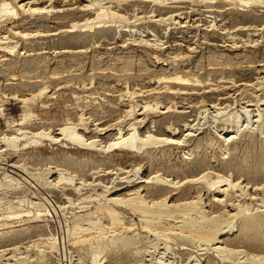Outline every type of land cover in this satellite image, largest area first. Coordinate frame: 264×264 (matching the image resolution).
Wrapping results in <instances>:
<instances>
[{"label": "rangeland", "instance_id": "374dc122", "mask_svg": "<svg viewBox=\"0 0 264 264\" xmlns=\"http://www.w3.org/2000/svg\"><path fill=\"white\" fill-rule=\"evenodd\" d=\"M0 8V264H264V0Z\"/></svg>", "mask_w": 264, "mask_h": 264}, {"label": "bare ground", "instance_id": "6f19581e", "mask_svg": "<svg viewBox=\"0 0 264 264\" xmlns=\"http://www.w3.org/2000/svg\"><path fill=\"white\" fill-rule=\"evenodd\" d=\"M155 1H157V0H155ZM254 1V0H253ZM255 1H257V0H255ZM154 2V1H153ZM250 2V1H249ZM23 4V3H22ZM247 4H249V3H247ZM8 5V4H7ZM4 6H6V5H4ZM3 5H2V7H4ZM22 6V5H21ZM26 6H27V4H26ZM5 8H7V6L5 7ZM1 9V8H0ZM38 9V8H37ZM2 10V9H1ZM5 10V9H4ZM7 10H8V8H7ZM43 10V9H42ZM10 11V10H9ZM24 11H25V9H24ZM36 11V10H35ZM101 11V10H100ZM108 11V10H107ZM5 12V11H4ZM14 12V11H13ZM103 12V11H102ZM0 13H2V14H5V13H3V12H0ZM10 13V12H9ZM105 13V12H104ZM103 13V14H104ZM108 13V12H107ZM106 13V14H107ZM6 14H7V12H6ZM100 14V13H99ZM103 14H101V15H103ZM13 15V14H12ZM97 15V14H96ZM112 15V14H111ZM99 16V15H98ZM103 16H105V15H103ZM106 17V16H105ZM98 18H100V17H98ZM98 20V19H97ZM96 20V21H97ZM100 21V20H99ZM166 79V78H165ZM187 79H189V78H187ZM167 80H170V79H167ZM171 82H173V84L175 83V84H178V85H189V84H187V83H189V81L187 82V80L186 79H184V77L182 78V77H176L175 76V78L173 77L172 78V80H170ZM167 82H169V81H167ZM196 82V81H195ZM171 85V84H170ZM173 87H174V85H173ZM247 113V112H246ZM249 115V114H248ZM23 117V116H22ZM24 117H25V115H24ZM27 118V117H26ZM25 118V119H26ZM25 119H23V121L25 120ZM72 129H74V128H72ZM72 129L69 127V128H61L60 129V132H59V135H61V136H64L65 138H67L69 141H72V142H76V143H80V142H83L82 141V139H81V137H80V135H78L76 132H75V130L74 131H72ZM131 129V128H130ZM132 130V129H131ZM120 132V131H119ZM122 133V132H121ZM121 135V134H120ZM120 137V136H119ZM12 139V138H11ZM147 139V140H146ZM144 141L143 140H141V139H138V137H137V135H136V133H135V131H133V133L132 134H129L128 136H127V138H125V139H122V140H117L115 143H114V147L115 146H119V147H130V148H132V149H137V150H141L143 147H145L146 145H149V144H157V142H155V140L153 141H151L150 139L151 138H149V137H147ZM10 140V139H9ZM85 140V139H84ZM141 140V141H140ZM164 140H165V138H164ZM163 140V141H164ZM183 140V139H182ZM7 141V140H6ZM162 140H160V142H161ZM166 141V140H165ZM164 141V142H165ZM168 141V140H167ZM7 142H9V141H7ZM97 142V141H96ZM160 142H158V143H160ZM170 142H172V141H170ZM9 144V143H8ZM12 144V143H11ZM83 144V143H82ZM85 144V143H84ZM97 144V143H96ZM94 145H95V143H94ZM112 145V144H111ZM6 146H8V145H6ZM14 146V145H13ZM93 146V145H92ZM95 147H96V145H95ZM113 147V146H112ZM98 149H100L99 147H98ZM147 154V153H146ZM34 178V177H33ZM219 180V179H218ZM217 180V181H218ZM166 181V180H165ZM164 182V181H163ZM220 182V181H219ZM223 182V181H222ZM231 183H232V181H231ZM231 185V184H230ZM228 186V185H227ZM232 186V185H231ZM238 186H240V185H238ZM221 187V186H220ZM225 187V186H224ZM223 187V188H224ZM233 187V186H232ZM222 188V189H223ZM226 188V187H225ZM225 188H224V191H226L225 190ZM228 188V187H227ZM226 188V189H227ZM240 188V187H239ZM238 188V189H239ZM229 189V188H228ZM219 190H221L220 188H219ZM223 191V190H222ZM221 191V192H222ZM228 191V190H227ZM236 191V190H235ZM244 192V191H243ZM223 193V192H222ZM225 193V192H224ZM236 193V192H235ZM239 193V192H238ZM226 194V193H225ZM241 195H242V192H241ZM225 197V196H224ZM220 199V198H219ZM111 200V199H110ZM120 200V199H119ZM115 201V200H114ZM119 202V201H118ZM138 204V203H137ZM140 204V203H139ZM141 205H145V204H142L141 203ZM141 207V206H140ZM139 209V208H138ZM106 210V209H105ZM133 210H134V207H133ZM146 210V209H145ZM148 210V209H147ZM113 211V210H112ZM139 211V210H138ZM143 211V210H142ZM152 211V210H151ZM108 212V211H107ZM115 212V211H114ZM147 212V211H146ZM150 212V211H149ZM144 213V212H143ZM160 213V212H159ZM109 214V213H108ZM110 214H112V213H110ZM114 214V213H113ZM119 214V213H118ZM146 214V213H145ZM163 214V213H162ZM166 214V213H165ZM114 215H116V214H114ZM147 215H149V214H147ZM152 215H153V213H152ZM155 215V214H154ZM200 215V214H199ZM146 216V215H145ZM156 216V215H155ZM157 216H159V215H157ZM160 216H161V213H160ZM118 217H119V215H118ZM169 217V216H168ZM199 217V216H198ZM116 218V217H115ZM154 218V217H153ZM157 218V217H156ZM203 218V217H202ZM1 220V219H0ZM142 220H144V219H142ZM147 220V219H146ZM153 220V219H152ZM198 220V219H197ZM246 220V219H245ZM248 220H250V219H248ZM247 220V223L245 224H243L245 227H243L244 229H252V228H256V223L257 222H255V221H253L252 220V218H251V220L252 221H248ZM258 220V219H257ZM261 218H260V222H261ZM118 221V220H117ZM150 221V220H149ZM193 222H194V220H193ZM0 223H1V221H0ZM150 223V222H149ZM155 223V222H154ZM195 223V222H194ZM197 223V222H196ZM262 223H263V220H262ZM143 224V223H142ZM152 224H153V221H152ZM151 224V225H152ZM188 224V223H187ZM190 224V223H189ZM258 224H261V223H258ZM264 224V223H263ZM4 225V224H3ZM146 225V224H145ZM186 226V225H185ZM189 226V225H188ZM197 226V225H196ZM258 226V225H257ZM260 226V225H259ZM5 227H6V224H5ZM192 227H193V225H192ZM261 227H262V225H261ZM2 228H4V226H2L1 224H0V230H2ZM152 228V227H151ZM209 228V227H208ZM260 228V227H259ZM263 228H264V225H263ZM149 229V228H148ZM187 229V228H186ZM195 229H197V228H195ZM243 229V230H244ZM113 230V229H112ZM184 230V229H183ZM189 230V229H188ZM190 230H191V228H190ZM202 230V229H201ZM254 230H256V229H254ZM263 230V229H262ZM207 231V230H206ZM155 232V231H154ZM208 232V231H207ZM210 232V231H209ZM247 232V231H246ZM212 233V232H211ZM199 234H201L200 232H199ZM205 234V233H204ZM210 234V233H209ZM196 236V235H195ZM198 236V235H197ZM209 236V235H208ZM199 237H200V235H199ZM205 237V236H204ZM209 238V237H208ZM206 240V239H205ZM215 240V239H214ZM212 245V244H211Z\"/></svg>", "mask_w": 264, "mask_h": 264}]
</instances>
